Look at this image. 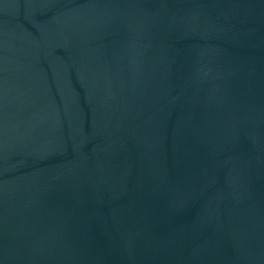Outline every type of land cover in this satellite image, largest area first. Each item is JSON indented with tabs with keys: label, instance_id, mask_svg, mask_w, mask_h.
<instances>
[{
	"label": "water",
	"instance_id": "1",
	"mask_svg": "<svg viewBox=\"0 0 264 264\" xmlns=\"http://www.w3.org/2000/svg\"><path fill=\"white\" fill-rule=\"evenodd\" d=\"M0 264H264V0H0Z\"/></svg>",
	"mask_w": 264,
	"mask_h": 264
}]
</instances>
